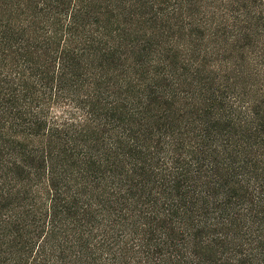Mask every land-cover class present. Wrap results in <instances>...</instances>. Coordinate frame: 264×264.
<instances>
[{
  "label": "trees",
  "instance_id": "16d2710c",
  "mask_svg": "<svg viewBox=\"0 0 264 264\" xmlns=\"http://www.w3.org/2000/svg\"><path fill=\"white\" fill-rule=\"evenodd\" d=\"M0 264H264V0H0Z\"/></svg>",
  "mask_w": 264,
  "mask_h": 264
}]
</instances>
